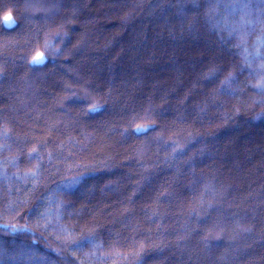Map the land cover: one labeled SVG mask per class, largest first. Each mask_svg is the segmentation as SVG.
Wrapping results in <instances>:
<instances>
[{"label":"trees","instance_id":"trees-1","mask_svg":"<svg viewBox=\"0 0 264 264\" xmlns=\"http://www.w3.org/2000/svg\"><path fill=\"white\" fill-rule=\"evenodd\" d=\"M0 264H264V3L0 0Z\"/></svg>","mask_w":264,"mask_h":264},{"label":"snow or ice","instance_id":"snow-or-ice-1","mask_svg":"<svg viewBox=\"0 0 264 264\" xmlns=\"http://www.w3.org/2000/svg\"><path fill=\"white\" fill-rule=\"evenodd\" d=\"M249 2H250V0H235V3L240 6V8H241L242 11L244 9H247L249 7ZM261 3H264V0H261ZM241 20L245 24H248V25H251L252 24V21H250V20L249 21H246V20L243 19V17L241 18ZM14 25H15V20L12 17V15L11 14L5 15L4 18H3V26L5 28H11ZM237 35H238V33H237ZM237 46H239V45H237ZM46 47H47V45H46ZM45 59H46V57L44 55H37L36 57L33 58V60L31 61V63H33V64H41V63H43L45 61ZM96 110H98L96 107H93L91 109V111H96ZM147 130L148 129L146 127H137L135 129V131L137 133L144 132V131H147ZM31 158L32 157H30V159ZM32 175L34 176L35 173H32ZM4 227H7V226H4ZM13 230H15V229H13Z\"/></svg>","mask_w":264,"mask_h":264}]
</instances>
